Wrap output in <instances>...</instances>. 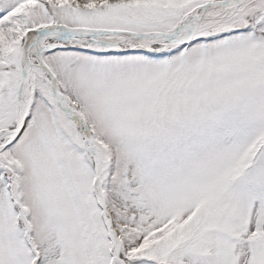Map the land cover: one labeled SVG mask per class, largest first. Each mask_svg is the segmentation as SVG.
Masks as SVG:
<instances>
[{"label":"snow or ice","instance_id":"snow-or-ice-1","mask_svg":"<svg viewBox=\"0 0 264 264\" xmlns=\"http://www.w3.org/2000/svg\"><path fill=\"white\" fill-rule=\"evenodd\" d=\"M0 264H264V0H0Z\"/></svg>","mask_w":264,"mask_h":264}]
</instances>
